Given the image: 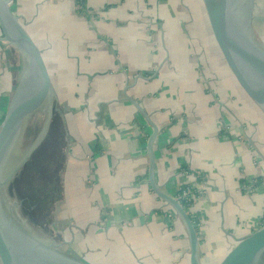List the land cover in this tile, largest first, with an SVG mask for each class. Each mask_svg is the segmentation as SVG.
Listing matches in <instances>:
<instances>
[{
    "label": "crops",
    "instance_id": "0c3cea01",
    "mask_svg": "<svg viewBox=\"0 0 264 264\" xmlns=\"http://www.w3.org/2000/svg\"><path fill=\"white\" fill-rule=\"evenodd\" d=\"M10 7L41 40L54 76H63L57 63L79 72L60 79L67 85L68 121L63 116L74 132L65 131L61 220L63 236L75 239L88 261L81 259L190 264L185 227L150 181L151 152L153 180L164 193L176 197L184 185L194 191L186 210L201 263L202 251L215 247L220 259L232 245L219 238L222 225L240 236L263 221L257 140L264 137V109L215 51L219 73L212 74L202 0H12ZM258 16L264 23V0ZM195 57L209 68L204 82ZM85 72L95 75L85 82ZM10 79H0V122ZM94 123L96 137H83L81 125Z\"/></svg>",
    "mask_w": 264,
    "mask_h": 264
},
{
    "label": "water",
    "instance_id": "95a60500",
    "mask_svg": "<svg viewBox=\"0 0 264 264\" xmlns=\"http://www.w3.org/2000/svg\"><path fill=\"white\" fill-rule=\"evenodd\" d=\"M12 0H0L2 39L18 48L26 58V69L11 96L0 122V173L25 121L39 112L54 92L52 79L41 48L12 11ZM216 43L228 67L249 98L264 109V45L242 23L247 0H202ZM1 40V38H0ZM150 181L154 191L181 219L189 241V263L202 264L196 226L180 201L164 193L153 180L151 152ZM26 159L5 177V182ZM39 239L30 240L0 216V264H90L51 250ZM264 255V220L237 236L219 264H261Z\"/></svg>",
    "mask_w": 264,
    "mask_h": 264
},
{
    "label": "rangeland",
    "instance_id": "374dc122",
    "mask_svg": "<svg viewBox=\"0 0 264 264\" xmlns=\"http://www.w3.org/2000/svg\"><path fill=\"white\" fill-rule=\"evenodd\" d=\"M202 3H203V1H202ZM261 5H262V0H247L246 4L243 5L242 23L244 22L243 24L248 26L249 32L252 34V36H254L255 39H257V41H259L260 43H262L264 45V23H263V21L261 22L259 20V16H258V14L260 13ZM203 7H204V5H203ZM204 10H205V8H204ZM207 19H208V17H207ZM207 30H209V36H211V38H209L210 43L208 44V47H206V53L208 54L210 62L213 65L212 74L217 76L219 73L218 69H217V62H215L216 60H212V56H213L214 51H215V53H217V56L221 57L223 65H225V68L231 72L230 68L228 67V65H227L225 59L223 58L222 53H221V51H220V49L216 43V40L214 38V35L212 33L211 28H207ZM199 33L202 34L203 31L201 30V32H200V30H199ZM31 35H32L34 41L41 47L42 42L39 39V37H37L33 32H31ZM2 37H3V33H2L1 28H0V38H1L0 42L4 45V47L1 48L2 51H0V53L3 52L2 54L4 57L3 59H1L3 61H2V65L0 66V77H2L0 79H2L5 82V80H4L5 77H8L9 79L11 78L10 80L12 81V85L8 86L9 88L7 87L8 98H11L10 95L12 96L18 81H20L19 79L26 69L27 62H26V58L21 53V51L18 48H16L14 45L9 44L6 41H4L2 39ZM204 38H205V35L203 36V39ZM166 39L168 40V35H167ZM46 52L47 51L44 50L45 54H46ZM45 54H44V56H46ZM45 59H46V64H47L48 70L50 72V75H52L53 88H54L55 92L57 93V97H58V101H59L61 110L59 109V105L57 103L56 96L53 92L51 97L49 98L48 102L45 104V106L39 112H37L34 116H31L30 118H28L25 121V123H24V125H23L17 139H16V142L13 146V149L11 150V152L8 156V159L10 158V156H13V155H20L21 159H27V157L30 155V153L34 149L37 140L42 136V133L45 132L46 127H47V125L50 121V118L52 116L53 110L56 112H59L62 116H63V114H66L67 121H68L67 107L69 104L65 103V98L67 96V94H66V91H67L66 86L67 85L66 84H65V86L60 85L61 84L60 79H64V78L67 79L66 78L67 74L77 75L79 72L76 71V73H74L73 71H67V70L62 71L64 69L65 64L64 63H57L56 64L57 71H61L63 76L62 77H59L56 75L54 76L53 73L56 69L54 71L52 70V66L49 63L47 56L45 57ZM194 64L195 65L198 64L197 73H200L198 75V77L202 76V78L201 77L200 78H201L202 82H204L205 81L204 77H208V76H206V74L208 75V73H209L208 66L205 65L204 60H200V62H198L196 57H195V63ZM114 65H115V67H116V65H119V61L117 58H114V62L112 63V66H114ZM2 66L4 68H6V70H4V68ZM204 66H205V70L203 68ZM80 69L82 71L81 74H84L83 73L84 72L83 71V63H81ZM85 73L87 76V78L84 79L85 82H87L88 80L91 79L90 76L95 75V72H85ZM231 74L234 77L232 72H231ZM235 80H236V78H235ZM214 82H216V81H214ZM8 83H9V81H8ZM125 85H127V84H125ZM6 86H7V81H6ZM105 98H107V96H105ZM73 105L77 106V103L74 102ZM62 118L64 121V126L66 127L64 116ZM80 128H81V131L83 133V137H89L91 135L95 136V134L92 132L95 129V123L91 124V126L81 125ZM65 131H67V134L69 135V137L73 136L74 132L72 129H70V131H69L68 124H67ZM262 132H263V130H262ZM260 133H261V130H260ZM260 138H262V139L261 140L258 139L257 144L261 148L260 149L261 153H259L257 155V158L259 159L258 161H261V163L264 165V137H260ZM7 160L4 164V166L6 165ZM18 170H19V168H18ZM16 172H14V173H16ZM11 176L5 182V177H3L2 172L0 173V216L3 218V220L8 222L10 224V226H12L14 229H17L20 232H22V234L25 235L26 237H28V239H30V240L39 239V240L43 241L44 243H46L47 245H50L52 248L51 250H54L55 252L61 253L63 255L71 257V258L81 259L80 257H82L84 260L88 261L82 253L81 254L78 253V250H77L78 244L76 243V241H74L75 239H70L69 237L63 236V230H64V226L66 225V223L61 220V219H64L61 217V213L62 212L64 213V211H65L63 199H62V191H61L60 195L56 196L57 198H56V200H54L53 206L50 207V209H49L50 222L47 226V229H44L43 227H40V228L33 227V226L29 225L28 222L17 211V209L20 207L19 201L14 199L13 197H11L9 195L8 191L6 190V184L8 183L10 178H12ZM68 211H71L73 214L75 213L74 209H72V208L68 209ZM261 216H262V218L264 217V209L262 211ZM258 220H261V219L259 218ZM180 222L181 221L179 219L176 221V224H179ZM207 223L209 225V222H207ZM258 225L259 224H256L254 227L256 228ZM252 227L253 226H251L249 228L252 229ZM207 229H208V227L206 225L205 231H207ZM238 234H240V233H238ZM219 238L223 242H226L227 240H229L231 242V244H233L235 238H237V234L236 235L231 234V233L228 234L227 229L225 227H223V225H222L220 227ZM210 242L211 241L208 238H206V243H205L206 248H208L207 246L210 244ZM214 250L216 251L217 249H215V247H214ZM214 250L211 251V249H210V251L208 250V253L207 252L204 253L202 251V253L204 254V255H202V258H203L202 264H219L220 259H218V254H216V252ZM90 264H92V263H90ZM261 264H264V255L262 257Z\"/></svg>",
    "mask_w": 264,
    "mask_h": 264
},
{
    "label": "trees",
    "instance_id": "16d2710c",
    "mask_svg": "<svg viewBox=\"0 0 264 264\" xmlns=\"http://www.w3.org/2000/svg\"><path fill=\"white\" fill-rule=\"evenodd\" d=\"M65 142L62 115L53 110L45 132L37 140L34 149L19 170L6 184L9 195L20 203L17 211L33 227L47 229L50 222L49 209L62 191L61 173ZM20 160V155L10 156L2 170L3 177H6ZM242 183L248 184L245 180H242ZM186 187L182 186L177 195ZM190 191L194 192L193 189ZM179 201L185 209L191 203L188 197L180 198ZM193 223L195 224L194 221Z\"/></svg>",
    "mask_w": 264,
    "mask_h": 264
},
{
    "label": "built area",
    "instance_id": "2783aa9c",
    "mask_svg": "<svg viewBox=\"0 0 264 264\" xmlns=\"http://www.w3.org/2000/svg\"><path fill=\"white\" fill-rule=\"evenodd\" d=\"M264 181V180H263ZM190 186H187L181 194L177 195L176 198L179 200L180 198L188 197L189 199L193 196V193L190 191Z\"/></svg>",
    "mask_w": 264,
    "mask_h": 264
}]
</instances>
